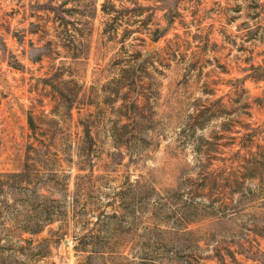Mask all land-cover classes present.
<instances>
[{
  "label": "rangeland",
  "instance_id": "374dc122",
  "mask_svg": "<svg viewBox=\"0 0 264 264\" xmlns=\"http://www.w3.org/2000/svg\"><path fill=\"white\" fill-rule=\"evenodd\" d=\"M171 6L0 0V264H264V0Z\"/></svg>",
  "mask_w": 264,
  "mask_h": 264
},
{
  "label": "trees",
  "instance_id": "16d2710c",
  "mask_svg": "<svg viewBox=\"0 0 264 264\" xmlns=\"http://www.w3.org/2000/svg\"><path fill=\"white\" fill-rule=\"evenodd\" d=\"M161 2L163 3L164 7L169 10V13L166 15L167 17V26L163 29H157L155 30L154 33V41H157L159 38H161L170 28L173 18L171 17V14L176 13L174 11V9L171 6L172 0H161ZM171 11V14H170ZM254 71L258 70L259 67L257 68H252ZM260 147V152L254 153V154H250V157L248 156V158H242L243 160L245 159V162H243V166L245 168V171L247 173V179H253L254 177H258L257 176V165L261 166L264 170V146H259ZM257 154V155H256ZM256 165V166H255ZM236 185H240L241 183L239 181L235 182ZM234 191H236V194L240 196V201L244 203H246V201L251 200L249 198V195H251V189H242L237 187ZM239 201V202H240ZM245 201V202H244ZM49 221V220H48ZM49 223V222H48ZM31 233H37L41 230V228L38 226L34 229H28Z\"/></svg>",
  "mask_w": 264,
  "mask_h": 264
},
{
  "label": "water",
  "instance_id": "95a60500",
  "mask_svg": "<svg viewBox=\"0 0 264 264\" xmlns=\"http://www.w3.org/2000/svg\"><path fill=\"white\" fill-rule=\"evenodd\" d=\"M147 47H148V51L150 49H152V50L155 49V45L153 43H151V42L147 43Z\"/></svg>",
  "mask_w": 264,
  "mask_h": 264
}]
</instances>
